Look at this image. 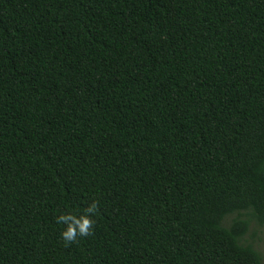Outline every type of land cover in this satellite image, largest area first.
<instances>
[{"label": "trees", "instance_id": "obj_1", "mask_svg": "<svg viewBox=\"0 0 264 264\" xmlns=\"http://www.w3.org/2000/svg\"><path fill=\"white\" fill-rule=\"evenodd\" d=\"M254 220L264 0H0V264H263Z\"/></svg>", "mask_w": 264, "mask_h": 264}, {"label": "clouds", "instance_id": "obj_2", "mask_svg": "<svg viewBox=\"0 0 264 264\" xmlns=\"http://www.w3.org/2000/svg\"><path fill=\"white\" fill-rule=\"evenodd\" d=\"M99 214V201H91L83 212L78 216L71 212L61 213L56 217V223L65 225L61 232L64 246H71L78 243L80 238H86L94 234L96 217Z\"/></svg>", "mask_w": 264, "mask_h": 264}, {"label": "rangeland", "instance_id": "obj_3", "mask_svg": "<svg viewBox=\"0 0 264 264\" xmlns=\"http://www.w3.org/2000/svg\"><path fill=\"white\" fill-rule=\"evenodd\" d=\"M247 240L262 253L264 264V224H259L257 221H252L247 235Z\"/></svg>", "mask_w": 264, "mask_h": 264}]
</instances>
